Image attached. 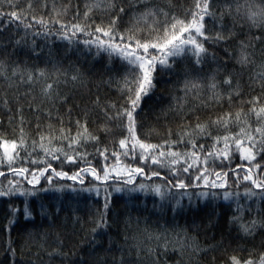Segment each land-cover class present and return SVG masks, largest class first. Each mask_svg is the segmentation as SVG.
I'll return each mask as SVG.
<instances>
[{"label":"snow or ice","instance_id":"obj_1","mask_svg":"<svg viewBox=\"0 0 264 264\" xmlns=\"http://www.w3.org/2000/svg\"><path fill=\"white\" fill-rule=\"evenodd\" d=\"M238 23L247 31H237ZM29 36L36 57V39L56 36L106 58L88 72L0 60L6 116L0 119V198L25 197L26 220L35 219L27 197L38 192L52 193L61 205L65 193L77 203L82 193L102 201L89 215L91 227L71 248L59 232L50 239L47 230L28 231L32 264H90L83 255L73 260L84 242L91 264H108L105 256L111 264H159L160 255L168 253L179 257L177 264H201L215 245H201L175 222L163 230L118 233L119 244L110 235L117 223L110 218L113 193L150 191L163 201L174 189L187 195L189 205V189H201L198 200L216 199L215 190H223V199L230 201L229 234L235 233L221 248L223 264H264V59L256 58L257 43L264 56V0H83L82 11L73 0H0V50L27 46ZM183 60L192 68L176 79L166 107L148 109L155 123L147 124L145 98L155 94L157 70L175 75ZM113 86L117 98L109 94ZM69 88L81 93L82 105ZM26 113L35 117L34 125ZM176 205L183 207L179 200ZM64 211L56 206L50 213L40 205V214L49 219ZM18 212L9 203L5 231L12 264ZM69 220L83 227L78 209L64 217ZM104 237L108 247L99 256L94 250ZM248 243L253 247L242 246ZM211 259L215 264L216 257Z\"/></svg>","mask_w":264,"mask_h":264},{"label":"trees","instance_id":"obj_2","mask_svg":"<svg viewBox=\"0 0 264 264\" xmlns=\"http://www.w3.org/2000/svg\"><path fill=\"white\" fill-rule=\"evenodd\" d=\"M23 2V0H21ZM58 3L62 0H57ZM177 4L180 0H174ZM185 3L188 0H184ZM73 3H79L81 11L83 10V0H73ZM224 23L230 25L231 21L225 17ZM212 25L209 24V28ZM237 31H247V25L243 28L237 24ZM255 31V30H254ZM7 34H5L6 37ZM20 33H17L13 38H19ZM32 37H28L29 44L27 46H20L13 51L11 44L7 45V51L0 50V60H7L9 64L14 61L21 62L22 66L26 64L29 67H45L46 65L51 70V65L55 64L63 70L71 72L74 68L79 67L82 71L88 72L93 68H99L101 63L106 62V58L94 57L88 53L84 45L72 44L68 45L67 41H62L56 36H49L46 40L44 38H37L36 45L40 51L39 57L33 56L30 52ZM232 44V42H229ZM235 48V44H232ZM94 51V50H93ZM216 55L218 58L223 56L222 49L217 50ZM256 58L259 61L264 59L261 55V46L257 43L256 46ZM51 62V63H49ZM214 67V65H213ZM192 65L189 60H183L177 63L175 75H168L161 73L157 70V80L155 94L151 99L145 98L146 103V114H148L147 124L152 125L155 123L154 117L148 113L149 108L156 109L159 111L158 105L165 106L169 99L170 91L174 87L176 79L181 77L185 69H191ZM89 87H93L92 82H89ZM5 90V85L0 81V92ZM22 90V89H21ZM95 89L93 88V91ZM258 90V89H257ZM69 95H74L76 103L83 104V98L80 92H73L70 88L67 89ZM113 98L118 97L115 86L110 90L109 93ZM7 95L11 99L12 90H7ZM162 98V99H158ZM63 111V109H61ZM78 110L74 109L73 118L78 115ZM28 119L35 123V117L27 114ZM0 119H5L3 105L0 104ZM67 118L65 124H67ZM91 127V125H90ZM157 137H153V140ZM90 179V178H89ZM141 182V178H137V184ZM147 184H151L152 181H144ZM54 184L56 181L53 182ZM59 183H71L60 181ZM44 186V180H41V185ZM24 187H29L24 185ZM127 188L133 186H124ZM242 190V188H241ZM190 193H193L192 205H189L187 195L181 197L179 193L174 189L172 194L165 197L162 201L159 196L154 195L150 191L145 194L143 192H131V193H113L112 195V209H110V218H115L117 223L113 225V229L110 235L116 244L122 242L121 235L127 231L129 235L137 231V228L144 229L148 228L149 231L163 230L165 227L170 228L175 222L181 228H187L189 234L195 235L201 245H215V247L209 251L201 261V264H212V257L215 256V264H223L226 260V256L221 252V248L227 245L229 240L235 233L229 234V228L227 224L228 215L231 209L228 204L230 201L223 199V190H215L217 198L213 199L211 196L207 199H197L195 193L201 191V189H189ZM73 194L65 193L62 196L63 204L58 200L53 199L52 193L38 192L36 196L27 197L28 208L35 217L34 220H26L23 215L25 197L15 196L12 197L10 202L7 198H0V264H12V257L6 250V241L8 239V233L5 231L7 219L9 218V203L15 205L20 209V212L16 213V225L13 227L11 233V240L13 246L16 248L15 261L16 264H32L34 257L27 251L30 246L26 243L25 237L28 231L36 230H47L50 239H55V234L59 232L65 239V244L68 248L72 247V243L82 240L84 235L87 233L91 225L88 223L90 213L94 212L96 208H99L102 204L101 200H97L95 196H89L87 193H82L78 197L79 203L75 199H72ZM180 201V205L177 207L176 201ZM43 204L50 213H54L56 206H62L65 211L62 212L57 218L55 215L49 219L48 216H42L40 214V205ZM235 205H233V208ZM78 209V214L82 217L84 223L81 228L79 225L73 227L71 221L64 222V217L68 215L71 209ZM175 209V211H173ZM115 214L114 217L112 214ZM131 218L130 227H126L125 221ZM139 220V225L136 221ZM54 225V227H50ZM35 226V228H34ZM76 233V235H72ZM223 235L224 244L220 243V238ZM71 242V243H70ZM235 245L233 244V247ZM246 248L253 247L252 243L243 244ZM257 248H259V241L256 242ZM22 247L25 249L22 251ZM107 237H104L101 244L94 250L99 256H103L104 253L101 251L103 248H107ZM231 251V249H229ZM89 244L84 242L83 247L78 250L77 257H73V260L78 259L79 255H83L86 261L91 264V257L89 256ZM246 255L247 253H242ZM98 258V257H97ZM108 264H111V257L105 256ZM179 257L174 253L161 254L159 257V264H177Z\"/></svg>","mask_w":264,"mask_h":264}]
</instances>
